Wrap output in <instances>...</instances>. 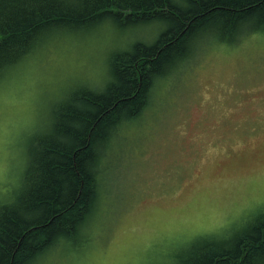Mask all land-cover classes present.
<instances>
[{
  "label": "rangeland",
  "instance_id": "obj_1",
  "mask_svg": "<svg viewBox=\"0 0 264 264\" xmlns=\"http://www.w3.org/2000/svg\"><path fill=\"white\" fill-rule=\"evenodd\" d=\"M95 31L43 42L0 82V210L26 188L29 151L54 129L58 104L75 88L103 90L110 54L137 34L110 24ZM262 37L209 39L156 82L141 114L99 148L97 205L83 242L66 241L40 264H179L195 243L249 228L264 210Z\"/></svg>",
  "mask_w": 264,
  "mask_h": 264
},
{
  "label": "trees",
  "instance_id": "obj_2",
  "mask_svg": "<svg viewBox=\"0 0 264 264\" xmlns=\"http://www.w3.org/2000/svg\"><path fill=\"white\" fill-rule=\"evenodd\" d=\"M106 24L137 34L110 54L104 89L75 88L58 104L54 129L31 147L26 188L0 210V264H40L66 241L83 242L97 205L99 148L203 42L263 31L264 0H0V82L43 42L82 39ZM179 264H264V210L235 236L195 243Z\"/></svg>",
  "mask_w": 264,
  "mask_h": 264
},
{
  "label": "snow or ice",
  "instance_id": "obj_3",
  "mask_svg": "<svg viewBox=\"0 0 264 264\" xmlns=\"http://www.w3.org/2000/svg\"><path fill=\"white\" fill-rule=\"evenodd\" d=\"M262 39H264V37H262ZM0 51H2V49H0ZM260 176H261V180H260V190H261V198L259 203L261 205H264V154L261 155L260 158ZM96 264H120L119 261H97Z\"/></svg>",
  "mask_w": 264,
  "mask_h": 264
}]
</instances>
